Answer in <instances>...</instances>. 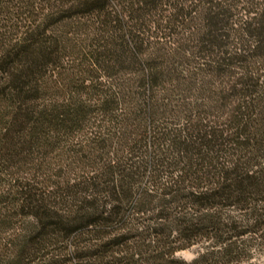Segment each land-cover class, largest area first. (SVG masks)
I'll return each mask as SVG.
<instances>
[{"label": "trees", "instance_id": "trees-1", "mask_svg": "<svg viewBox=\"0 0 264 264\" xmlns=\"http://www.w3.org/2000/svg\"><path fill=\"white\" fill-rule=\"evenodd\" d=\"M254 244L264 0H0V264H255Z\"/></svg>", "mask_w": 264, "mask_h": 264}, {"label": "rangeland", "instance_id": "rangeland-1", "mask_svg": "<svg viewBox=\"0 0 264 264\" xmlns=\"http://www.w3.org/2000/svg\"><path fill=\"white\" fill-rule=\"evenodd\" d=\"M227 213L232 215L240 214V211L237 209H228ZM245 238H250L246 236ZM199 248L197 246L191 247L189 249H185L178 252V255L184 258L185 260H192L196 255ZM249 253L251 254V261L255 264H263L264 263V247L259 245H252L249 249Z\"/></svg>", "mask_w": 264, "mask_h": 264}]
</instances>
